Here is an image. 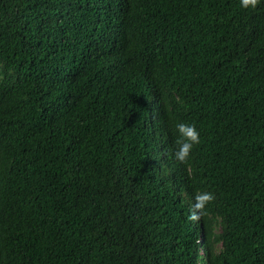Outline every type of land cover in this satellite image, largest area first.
Here are the masks:
<instances>
[{
    "label": "trees",
    "instance_id": "obj_1",
    "mask_svg": "<svg viewBox=\"0 0 264 264\" xmlns=\"http://www.w3.org/2000/svg\"><path fill=\"white\" fill-rule=\"evenodd\" d=\"M0 264H264V0H0Z\"/></svg>",
    "mask_w": 264,
    "mask_h": 264
},
{
    "label": "clouds",
    "instance_id": "obj_2",
    "mask_svg": "<svg viewBox=\"0 0 264 264\" xmlns=\"http://www.w3.org/2000/svg\"><path fill=\"white\" fill-rule=\"evenodd\" d=\"M259 0H241V4L244 7H256ZM182 139H178L177 143L179 145L178 150L175 152V156L178 160L184 161L190 153L193 144L199 142V132L196 127L192 124L178 123L176 125ZM212 199L211 193H203L196 196L197 208H202L204 203ZM195 218V214H193Z\"/></svg>",
    "mask_w": 264,
    "mask_h": 264
}]
</instances>
